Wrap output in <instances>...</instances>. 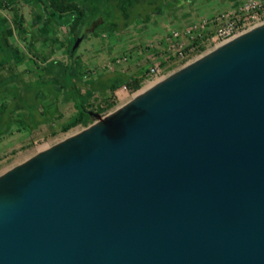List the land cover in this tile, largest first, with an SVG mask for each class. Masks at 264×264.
<instances>
[{"label":"water","instance_id":"obj_1","mask_svg":"<svg viewBox=\"0 0 264 264\" xmlns=\"http://www.w3.org/2000/svg\"><path fill=\"white\" fill-rule=\"evenodd\" d=\"M0 176V264H264V25Z\"/></svg>","mask_w":264,"mask_h":264},{"label":"rangeland","instance_id":"obj_2","mask_svg":"<svg viewBox=\"0 0 264 264\" xmlns=\"http://www.w3.org/2000/svg\"><path fill=\"white\" fill-rule=\"evenodd\" d=\"M244 1L246 0H196L193 4H185L182 7H173L167 3L165 14L152 16L149 24L136 21L120 34L89 33L76 55L81 71V78L76 83L83 94L88 110L102 112L103 116L113 113L146 87L145 82L154 65L169 71L172 75L185 65L180 62V53L194 57L192 59L196 57L198 59L204 55L206 49L202 46L196 47L200 44V38L188 41L184 38L181 44L167 43L166 39L173 32L182 31L186 26L201 22L202 16L215 18L233 12ZM29 15L27 19L31 26L32 18ZM0 16L4 20L5 43L12 44L23 52L21 59L16 61L12 70L0 69V83L11 76L17 78L11 86L23 85L42 77V68L37 66L30 51L26 49L25 42L18 37L10 15L2 12ZM54 35V38L61 37L62 31L57 30ZM33 51L36 55L50 60L66 62L68 58L67 49L55 42L41 44V46L38 43ZM172 64L175 65L174 69H170ZM113 72H121L133 77L134 80H131V83L140 81L141 87L122 102L119 92H107L105 95H100L92 91L90 86L92 81ZM10 100L11 97L1 96L0 103ZM45 106L54 117L53 121L34 131H29V120L24 113L17 112L10 118L5 131L0 135V176L38 153L86 129L78 126L67 133L62 131L63 125L78 113L71 99L66 102L64 97L57 101L50 97ZM57 113L61 114L62 118L57 119ZM92 120L94 124L96 120Z\"/></svg>","mask_w":264,"mask_h":264},{"label":"trees","instance_id":"obj_3","mask_svg":"<svg viewBox=\"0 0 264 264\" xmlns=\"http://www.w3.org/2000/svg\"><path fill=\"white\" fill-rule=\"evenodd\" d=\"M195 1L108 0L110 9L106 19L97 21L95 27L98 28V31L90 33L120 34L130 28L136 21L149 24L152 16L164 15L167 3L173 7H182L185 4H193ZM102 5L103 0H35L33 6L27 3L21 4L15 0H0V10L10 15L13 28L18 37L25 42L26 49L30 51L35 63L43 71L42 77L28 81L23 85L11 86L16 82V76H11L0 83V102L1 96L11 97L9 102L0 103V135L5 131L10 118L17 112L24 113L28 118L29 131H34L42 125L51 123L54 117L49 113V108H46L45 104L50 97L57 101L62 95H64V101L67 102L70 99L74 101L78 112L76 116L63 125V132L67 133L78 126L87 128L93 123L92 118L80 110L75 97L67 88L65 78L68 58L66 62L50 60L36 55L33 51L35 44L31 39L27 16L40 12L45 23L55 22L57 27L62 29V35L54 41L60 47L66 48L69 55L81 28L87 22L97 18ZM25 7L28 8V12H25ZM3 37L4 23L0 21V69L12 70L16 61L21 59L23 52L12 44H6ZM78 50L74 57L71 82L77 88L85 110H88L83 94L76 83L81 78L80 66L76 61ZM131 80H134L131 76L121 72H113L92 81L90 86L93 92L100 95H105L107 92L116 93L122 86H126L129 90L135 92L141 87L142 82L135 81L131 83ZM129 96L127 93L120 94L121 102ZM43 107L45 108L42 111ZM56 116L57 119L62 118L59 113Z\"/></svg>","mask_w":264,"mask_h":264},{"label":"built area","instance_id":"obj_4","mask_svg":"<svg viewBox=\"0 0 264 264\" xmlns=\"http://www.w3.org/2000/svg\"><path fill=\"white\" fill-rule=\"evenodd\" d=\"M261 24H264V0H246L233 12L215 18H207L197 24L193 23L187 26L182 31L173 32L166 41L167 43L181 44L184 38L186 41L200 38V44L196 47L202 46L207 53L210 45H222ZM192 58L186 53H180V62L185 63L183 67L197 59V57ZM174 66L172 64L170 69H174ZM170 75L169 71L154 65L149 71L145 85L160 82ZM117 92L119 95L127 93L130 96L135 93L126 86H122Z\"/></svg>","mask_w":264,"mask_h":264},{"label":"crops","instance_id":"obj_5","mask_svg":"<svg viewBox=\"0 0 264 264\" xmlns=\"http://www.w3.org/2000/svg\"><path fill=\"white\" fill-rule=\"evenodd\" d=\"M15 1H17V2H19L21 4H26V3L29 4V5L31 4L32 6L35 4V0H15ZM25 10H26V12H28V8L26 9V7H25ZM166 10H167V6H166ZM2 12L3 11L0 10V13H2ZM3 13H5V12H3ZM29 17L32 18V21H31L32 24L30 26L29 23H28V19H27V25H28V28H29V31H30L31 39H32L33 43L35 44V46H37L38 43H40V46H41V44L45 45L46 43H49V42H51V43L55 42L54 40L56 38H54V36H55L54 33L57 30L62 31L61 28L57 27L55 22H51L50 24L45 23V21L43 20L42 15L40 14V12L31 14V15H29ZM197 17H198V19L199 18L201 19V17H199V16H197ZM202 17H203V20H204V19H207L206 17H208V16H205V17L202 16ZM0 21H2L4 23V20H3L2 16H0ZM39 48H41V47H39ZM61 97H64V95H62ZM9 145H11V144H9Z\"/></svg>","mask_w":264,"mask_h":264},{"label":"bare ground","instance_id":"obj_6","mask_svg":"<svg viewBox=\"0 0 264 264\" xmlns=\"http://www.w3.org/2000/svg\"><path fill=\"white\" fill-rule=\"evenodd\" d=\"M263 25H264V24H261V25L255 27V28H252V29H250V30L244 32V33L241 34V35H245L246 33H249L250 31H252V30H254V29H256V28H258V27H260V26H263ZM241 35H239V36H237V37L231 39L230 41H228V42H226V43H224V44H222V45H210L209 51H208L207 53H205L204 55H202L201 57H199L198 59H200V58H202V57H204V56H206V55H208V54L214 52V51L217 50L218 48H220V47H222V46H224V45L230 43L231 41H233L234 39L240 37ZM219 46H220V47H219ZM198 59L194 60L193 62L197 61ZM193 62H191V63H193ZM191 63H190V64H191ZM188 65H189V64H188ZM165 79H166V78H165ZM165 79H164V80H165ZM164 80H162V81H164ZM162 81L157 82V83H154V84H149V85H147V86H146L141 92H139L138 94H136V95H135L130 101H128L127 103H125V104H124L123 106H121V107H124V106H126L127 104L131 103L132 101H134L135 99H137V98L140 97L141 95L145 94L146 92H148L149 90H151L153 87H155L157 84L161 83ZM84 130H85V129H84ZM84 130H83V131H84ZM79 133H80V132H79ZM77 134H78V133H77ZM77 134H75V135H77ZM73 136H74V135H73ZM71 137H72V136H71ZM69 138H70V137H69ZM48 149H49V148H48ZM46 150H47V149H46ZM44 151H45V150H44Z\"/></svg>","mask_w":264,"mask_h":264}]
</instances>
